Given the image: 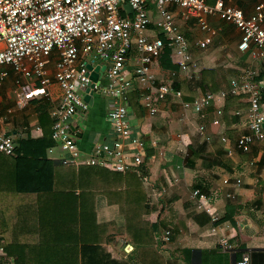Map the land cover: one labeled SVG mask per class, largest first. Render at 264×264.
I'll return each instance as SVG.
<instances>
[{
	"label": "built area",
	"instance_id": "built-area-1",
	"mask_svg": "<svg viewBox=\"0 0 264 264\" xmlns=\"http://www.w3.org/2000/svg\"><path fill=\"white\" fill-rule=\"evenodd\" d=\"M153 3L159 19L153 22L148 4ZM184 20L195 19L196 24L208 34L196 40L205 48L212 42V27L207 16H215L233 24L240 32L238 48L249 51L253 58L264 57V3L256 4L250 12L215 0H0V87L8 77L17 75L25 79V87L14 89V104L22 108L38 95H47V86L54 81L60 96L50 107L51 137L54 145L46 150L49 159L64 166L95 165L118 172L137 169L145 155L144 139L131 129L129 90L133 82L141 89V104L149 115L158 111V101L168 94L181 97V90L172 81H158L151 64L167 52L188 78L192 55L189 41L176 24V12ZM152 28L157 34L149 33ZM49 61L53 62L50 74ZM134 64L132 78L127 77L128 65ZM104 65L96 80L90 77L97 66ZM256 73L250 67L242 69L229 81L227 89L200 91L192 100H182L184 108H192L204 116L207 108L217 99L240 95L245 107L233 109L245 131L240 132L229 147L250 152L258 142L264 143L263 86L258 84ZM102 78L105 80L102 81ZM38 81V86L30 83ZM97 93L109 98L105 103V116L110 123L112 138L96 141L88 151H82L71 119L78 111H86L89 103L84 95ZM14 108L0 106V152L17 156L20 153L14 135L5 128V120ZM212 119L218 124L223 107L216 108ZM200 125L199 129H203ZM35 133L40 132L34 124ZM222 141L228 137L221 136ZM151 139V143H156ZM254 162V160H251ZM264 165L263 156L258 159ZM224 178V182H228ZM236 183L241 178L235 177ZM196 208L208 215L211 233H222L224 224L215 205V197L194 188ZM170 229L163 239L169 240ZM1 237V236H0ZM218 246L223 251H234L235 244L226 235H220ZM130 252V251H129ZM0 246V261L7 260ZM9 260V259H8ZM4 264V263H3ZM230 264H253L251 251L245 249Z\"/></svg>",
	"mask_w": 264,
	"mask_h": 264
},
{
	"label": "crops",
	"instance_id": "crops-1",
	"mask_svg": "<svg viewBox=\"0 0 264 264\" xmlns=\"http://www.w3.org/2000/svg\"><path fill=\"white\" fill-rule=\"evenodd\" d=\"M224 1L245 12H250L258 3H264V0ZM148 9L151 20L156 22L159 15L153 3L148 4ZM174 11L176 24L189 41L193 62L190 70L196 75L189 79L186 74L179 71L178 65L170 56L176 68L166 67L167 61L162 57L166 53H162L151 64L158 81H172V85L173 82L181 84L183 96L192 100L200 91L227 89L232 77L242 69L250 67L256 73L258 84L264 87V57L253 58L249 51L238 48L240 32L233 24L208 15L207 22L213 30L212 42L201 48L196 44V40L208 33L196 24L195 19L184 20L179 8L175 7ZM262 26L264 28V20ZM157 31L152 28L149 33L153 36ZM134 64L128 65V78L133 77L131 71ZM48 66L52 74L53 62L49 61ZM182 77L186 79L182 80ZM22 80L25 83V79ZM104 80L102 78V81ZM187 80L191 81L186 82ZM35 83L38 86V81L31 82L30 86L36 87L33 86ZM131 86L129 90V98L132 97L129 101L131 129L145 142L142 164L137 169L128 170L139 176V198L133 203L127 200L125 195H122V191L127 187L123 173L112 171H110L112 178L93 172L86 176V184L82 188L79 186L75 188V193L85 196L86 209L92 213L95 209L99 216L105 215L104 219L113 214L108 205L117 206V213L108 221L101 239L104 249L118 260H125L133 255L134 258L130 259L133 264H230L240 256V248H262L264 256V165L258 161L263 156L264 143H256L250 152L237 150L229 152L234 138L246 130L243 123L233 115V109L245 107L246 102L241 99L243 105L232 106L228 113L224 114L228 95L224 100L214 101L207 108L206 114L201 116L192 108L182 107L181 102L184 100L182 95L176 97L168 94L158 101L157 113L149 115L140 100V93L144 89L135 82ZM14 89L9 90L13 91V98ZM132 90L138 92V98L133 97ZM47 92V95L36 97L38 100L42 97L47 98L51 107L60 96V89L52 81L47 86ZM262 97L264 100V89ZM107 100L109 98L106 96L91 94L87 100L88 109L78 111L71 119V126L82 151H88L96 141L112 138L110 123L105 116ZM36 101L32 99L28 103L34 117V120L29 122L30 128L37 123L33 110ZM219 106L223 107V115L220 122L214 124L212 119L217 115L216 108ZM24 107L15 106L20 111L14 109L15 112L4 123L5 128L16 140L23 136L26 129L24 125L27 121L24 119L26 110H21ZM200 125H204V128L199 129ZM32 132L34 136L38 135L33 129ZM223 135L228 137L227 141L221 140ZM153 138L157 140L156 143H151ZM51 165L55 173V182L58 176L62 178L61 173L71 170L77 172L80 168L69 166L67 168L61 163ZM238 176L241 181L236 183L235 177ZM224 178H228V182H224ZM194 188L215 197V205L224 224L222 233L209 231L208 215L196 208L192 198ZM100 194L102 197H99ZM30 195L35 197L34 193ZM141 202L147 206H142ZM127 208L131 211H126ZM127 223L145 229H148L150 223H154L157 229L144 234L150 241L135 242L130 235L132 229L126 226ZM166 229H170L168 241L163 239ZM220 235L230 238L235 244L234 251H223L219 248Z\"/></svg>",
	"mask_w": 264,
	"mask_h": 264
},
{
	"label": "trees",
	"instance_id": "trees-1",
	"mask_svg": "<svg viewBox=\"0 0 264 264\" xmlns=\"http://www.w3.org/2000/svg\"><path fill=\"white\" fill-rule=\"evenodd\" d=\"M165 53L162 55L167 61L165 66L175 69L176 65ZM173 87L181 90L183 96L181 84L173 82ZM132 92L133 97L138 98V92ZM228 95L224 114L232 106L243 105L240 95ZM186 98L183 96L188 100ZM49 109L47 98L37 100L33 110L40 126L39 134L34 136L29 126L17 139L20 149L17 156L0 152V246L6 258L13 264H133L130 260L133 255L125 260L115 259L101 243L108 221L117 213V206L108 205L113 214L104 219L105 215L99 216L95 209L93 213L86 209L85 196L75 193V188H82L86 184V176L93 172L107 178L113 176L110 171L123 173L127 187L122 195L133 203L140 196L139 176L134 171L118 172L95 165H81L77 172L61 173L64 180L58 176L55 182L51 164L59 163L46 155L47 148L54 145ZM32 193L35 197L30 195ZM142 206L147 205L142 203ZM126 226L132 229L130 235L135 242L150 241L144 234L157 229L154 223H150L148 229L129 223ZM245 249L251 251L253 264L263 263L262 248H240L239 252Z\"/></svg>",
	"mask_w": 264,
	"mask_h": 264
},
{
	"label": "rangeland",
	"instance_id": "rangeland-1",
	"mask_svg": "<svg viewBox=\"0 0 264 264\" xmlns=\"http://www.w3.org/2000/svg\"><path fill=\"white\" fill-rule=\"evenodd\" d=\"M9 78L10 79L6 80V82L4 83V85L2 87H0V98L2 99L0 101V105H4L5 107L6 106H8V107L10 106V107L14 108L17 111L18 109L15 108L14 101H13V97H12L13 91L10 92L9 90L14 89L16 86H19V85L25 87V83L17 75H11V77H9ZM17 84H19V85H17ZM34 100H38V97L33 98V101ZM15 110H13L12 114L15 112ZM21 110H26V114L24 115V113H23V115L25 116L24 119L27 120L24 125L26 126V128H28L29 127V122H32L34 120V117L31 115L32 114L31 106H29V104H28L26 107H24ZM18 111H20V110H18ZM9 119H10V115L5 120V122H7ZM65 167L68 168V166H65ZM69 168H73V166H69ZM126 207H127V205H126ZM126 211L130 212L131 209L130 208H127ZM147 223H148V221H147ZM126 257L127 256H125L124 258H126ZM3 263L4 264H6V263L7 264H13L10 259L9 260L8 259L5 260Z\"/></svg>",
	"mask_w": 264,
	"mask_h": 264
},
{
	"label": "water",
	"instance_id": "water-1",
	"mask_svg": "<svg viewBox=\"0 0 264 264\" xmlns=\"http://www.w3.org/2000/svg\"><path fill=\"white\" fill-rule=\"evenodd\" d=\"M103 70H104V65H101L100 67L97 66V67H96L95 69H93V71L91 72L90 77H91L93 80H96L97 77L99 76V74H102ZM89 96H90L89 93L85 94V95H84V99H85V100H88V99H89Z\"/></svg>",
	"mask_w": 264,
	"mask_h": 264
}]
</instances>
